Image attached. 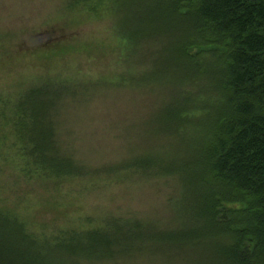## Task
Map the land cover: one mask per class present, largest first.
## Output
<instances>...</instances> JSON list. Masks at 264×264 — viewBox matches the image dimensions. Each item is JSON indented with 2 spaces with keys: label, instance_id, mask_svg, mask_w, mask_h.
I'll list each match as a JSON object with an SVG mask.
<instances>
[{
  "label": "trees",
  "instance_id": "trees-1",
  "mask_svg": "<svg viewBox=\"0 0 264 264\" xmlns=\"http://www.w3.org/2000/svg\"><path fill=\"white\" fill-rule=\"evenodd\" d=\"M110 1L119 7L126 56L145 65L146 76L200 82L196 96L179 91L157 120L160 132L192 147L184 157L149 152L123 167L176 176L193 223L158 232L124 220L46 239L0 208V264H65L58 254L100 261L141 250L143 242L197 250L203 257L196 264H264V0ZM50 85L29 89L8 115L26 165L57 183L93 176L57 154L50 113L60 93Z\"/></svg>",
  "mask_w": 264,
  "mask_h": 264
},
{
  "label": "rangeland",
  "instance_id": "rangeland-1",
  "mask_svg": "<svg viewBox=\"0 0 264 264\" xmlns=\"http://www.w3.org/2000/svg\"><path fill=\"white\" fill-rule=\"evenodd\" d=\"M118 9L110 0H0V208L11 209L42 238L124 220L158 232L193 223L176 176L123 167L149 152L184 157L192 147L160 132L157 120L179 91L196 96L200 82L176 85L146 76L145 65L126 56ZM47 82L60 93L50 113L57 154L93 176L57 183L26 165L8 115L24 93ZM156 244L143 242L141 250L100 261L54 256L65 264H196L203 257Z\"/></svg>",
  "mask_w": 264,
  "mask_h": 264
}]
</instances>
